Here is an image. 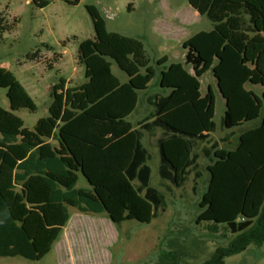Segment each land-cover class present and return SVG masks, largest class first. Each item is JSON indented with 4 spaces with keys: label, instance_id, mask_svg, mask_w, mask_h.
Here are the masks:
<instances>
[{
    "label": "trees",
    "instance_id": "obj_1",
    "mask_svg": "<svg viewBox=\"0 0 264 264\" xmlns=\"http://www.w3.org/2000/svg\"><path fill=\"white\" fill-rule=\"evenodd\" d=\"M30 1L39 9L54 1L70 6L80 3V0ZM185 1L200 16L206 17L228 45L264 78V0ZM85 9L92 21L95 39H85L79 44L84 82L72 88H66L63 79L55 83L50 90L48 115L39 118L32 129L24 125L17 113L23 110L36 113L38 106L13 73L0 67V89L6 91L9 102V109L0 106V135L3 136L0 139V242L3 244L0 259L21 257L22 246L16 243L24 241L34 259L41 260L67 225L69 217L65 207L80 202L99 206L100 201L92 192L81 189L71 190L75 196L52 200L53 183L68 191L77 183L80 168L62 143L55 146L50 140L61 124L119 87L120 80L112 72L113 63L127 77L137 75L150 63L140 39L108 31L106 20L97 7L87 4ZM184 64L198 71L202 61L189 49ZM170 97V94L159 93L147 95V112L135 123V147L125 169L137 194L152 205L151 218L154 220L162 218L170 203L180 198L188 186L197 194L204 177L200 161L214 164L217 150L236 149L238 143L235 141L238 142L240 135L239 131H224L223 119L218 124L212 121L208 133L194 134L173 127L159 118ZM218 131L221 135L215 137ZM175 139L183 141L190 152L178 172L163 151L164 143ZM30 150L38 162L20 170ZM56 163L61 168L59 172L52 168ZM153 168L156 171L154 185L151 184ZM32 170L38 171L30 173ZM16 179L19 180L17 185ZM116 224L119 228L120 222ZM226 228L231 239L225 246L217 247L212 257L201 264H225V257L240 254L250 246L262 247L264 205L256 219L232 220L226 223ZM12 229L19 234V241L9 234ZM208 229L214 233L217 226ZM172 264H176L175 261Z\"/></svg>",
    "mask_w": 264,
    "mask_h": 264
},
{
    "label": "crops",
    "instance_id": "obj_2",
    "mask_svg": "<svg viewBox=\"0 0 264 264\" xmlns=\"http://www.w3.org/2000/svg\"><path fill=\"white\" fill-rule=\"evenodd\" d=\"M6 1L7 3L0 2V29H18L13 37L14 45H17L16 43L25 33L30 39L26 45L32 50L26 48L25 57H19L17 51L13 52V45L10 46L5 54L9 55V59L12 56L16 58L11 61L7 59L5 62L1 59L0 67L13 73L38 109L42 107L47 115L51 102L50 90L55 83L63 79L65 87L72 88L84 82V64L79 44L85 39H95L92 21L85 5H94L98 10L101 8L103 12L99 11L106 20L108 31L117 33L118 30H111L108 27V21H113L117 17V12H122L121 17H128L129 12L134 13L137 8V0L130 7L131 0H80L76 6H70L63 1H54L42 9L35 8L30 0ZM126 2L128 6L125 5ZM104 4L111 6L104 7ZM123 5L126 8H119ZM22 7L27 8L29 18L24 14L25 9ZM164 9L170 15L174 7L166 3ZM196 13L192 18L201 17ZM13 15H17L16 20L13 19ZM19 20L22 21L21 25L17 24ZM122 35L130 36L128 33ZM212 36L220 42L216 35L212 34ZM163 38L167 39V36ZM160 40L162 43V39ZM168 44L163 43L161 47L163 52L154 61L146 50L150 63L137 75L126 76L122 80L113 73L120 80L119 87L67 123L61 124L54 131V137L50 142L55 146L62 143L79 165L78 180L82 175L85 185V187H80L81 190L92 192L105 205L108 214L100 218V226L104 234L96 250L98 255L95 257L90 255L86 259L78 256V251L72 246L74 239L71 236L73 238L75 235L78 236L81 224L93 217L85 213L70 215L67 225L48 253L55 250L57 260L54 264H111L113 253L110 250L118 242L119 234L115 230V220L109 216L110 211L107 204L113 203V206L117 204L119 208H114V210L119 211L120 215L127 212L130 220H134L135 214L130 210L133 205L130 200L134 198L133 201L139 203V198L133 197L135 189L128 181L125 169L132 159L135 147V123L147 112L145 102L147 95L151 93L170 94V100L159 118L185 132L208 133L209 124L212 121L218 124L221 119L224 120V131L228 123L231 126L238 124V69L231 70L233 63L238 59V54L226 46L223 51L210 48L209 42L206 41L209 48L207 63L204 67L202 64L199 70L195 71L190 65L184 64V58L180 64L171 63L173 58L167 55L170 53L166 47ZM189 49L192 48H188L187 51ZM192 50L200 58L196 49ZM185 54H183L184 57ZM218 58L223 61L222 67L218 69L221 71L216 72L219 80L208 75ZM200 59L202 61V58ZM111 68L114 72L113 65ZM217 89H220L219 92L224 95L223 100L227 109H224L226 110L225 116L214 121L212 118L215 106H212L211 97L212 92ZM232 119L236 121L232 122ZM226 132L229 131L226 130ZM163 151L177 172L190 154L187 145L179 139L165 142ZM263 169L264 156L258 164H252L253 176L251 179L244 178L246 184L249 186L255 174ZM150 206L151 208L147 206L145 208L149 210L148 215L151 217L153 208L151 204ZM116 222L121 223V220Z\"/></svg>",
    "mask_w": 264,
    "mask_h": 264
},
{
    "label": "rangeland",
    "instance_id": "obj_3",
    "mask_svg": "<svg viewBox=\"0 0 264 264\" xmlns=\"http://www.w3.org/2000/svg\"><path fill=\"white\" fill-rule=\"evenodd\" d=\"M0 2L7 3L6 0H0ZM135 3L136 0H131L129 7ZM166 3L172 8L174 7L170 11V15L164 9ZM125 5L128 6L127 2ZM125 5L119 8L124 9ZM33 6L37 8L34 4ZM109 6L111 5L104 4V7ZM22 8L25 9L26 17L29 18L27 8ZM186 10L188 11L186 12ZM193 11L185 0H137V8L134 13L130 11L128 17H121L122 12H117V17L113 21H108V27L111 30H118V33H128L131 37L141 39L152 61L162 54L163 43H169L166 47L170 52L167 55L173 58L171 63H182L183 54L187 52L188 48H192L196 49L202 58L204 67L209 55L206 41L209 42L210 48L220 51H223L224 46L231 47L213 29L206 17L192 18L196 13ZM16 18L17 15H13V19L16 20ZM21 23V20L17 21V24L21 25ZM17 31L18 29L11 28L0 29V60L5 62L9 59V55L5 54V51L12 45L13 52L17 51L19 57H25L26 48L31 49L26 45L30 39L26 37L25 33L16 43L17 45H14L13 37ZM212 34L216 35L220 42ZM164 36H167V39H164ZM160 39H162V43ZM34 48L37 49L36 45ZM233 52L235 51L233 50ZM15 58L12 56L9 60ZM222 65L223 61L218 58L208 75L219 80L216 72L221 71L218 69ZM175 69L178 70V68ZM237 69L238 124L231 126L228 123L225 129L240 132L238 142L235 141L236 144L238 143V151L232 148L217 150L214 164L201 160L204 177L200 181L197 194H193L188 186L181 192L180 198L170 203L167 213L160 219L154 220L148 215L149 210L145 206L151 208L150 203L138 195L132 186L133 197L139 198V203L133 201L134 198L130 200L133 204L130 210L135 214L134 220H130L127 212L120 215L119 211L114 210V208H119L117 204L115 206L113 203L107 204L110 211L109 216L115 220V230L119 234L118 242L110 250L113 253L111 264H172L174 261L176 264H201L212 257L217 247L225 246L231 239L232 236L226 228L227 222L243 218L256 219L259 216L264 205V169L255 174L254 180L249 186L244 178L251 179L253 176L252 164H258L264 156V78L239 54L231 70ZM113 71L122 80L126 77L115 63H113ZM173 79L175 78L173 77ZM219 91L220 89H217L212 92L211 97L212 106H215L212 118L214 121L225 116L226 110L224 109H227L223 100L224 95ZM5 92L4 89H0V106L9 109ZM17 115L23 119L27 128L32 129L36 120L45 117L47 112L41 107L36 113L23 110ZM233 121L236 120L232 119ZM220 135L221 133H215L216 137ZM2 138L3 136L0 135V139ZM37 162L35 153L30 150L26 163L20 170L32 167V164L36 165ZM52 168L58 172L61 171L58 163L53 164ZM36 171L38 170H32L30 173ZM155 177L156 171L153 168L152 185H154ZM15 184H19L18 179ZM80 187H85L82 175L68 191L53 183L52 200H63L68 196H75V192L71 190L77 191V189H81ZM126 197L128 198V196ZM84 208L86 212L83 211ZM105 208L101 202L99 206H88L80 202L73 207H65L68 217L84 213L93 217L81 224L78 236L75 235L74 238L71 236L74 239L72 246L78 251V256L84 259L90 255L94 257L98 255L96 250H98L100 238L104 234V230L100 226V218L108 215ZM117 220H121L119 228L116 224ZM212 225L217 226L214 233L208 229ZM14 226L19 230L16 224ZM9 234L15 241L20 240L19 234L14 229ZM16 244L22 246L21 257L0 259V264H54L57 260L55 250L42 261H36L24 241ZM2 245L0 242V247ZM224 262L225 264H264V244L260 248L250 246L240 254L225 257Z\"/></svg>",
    "mask_w": 264,
    "mask_h": 264
}]
</instances>
